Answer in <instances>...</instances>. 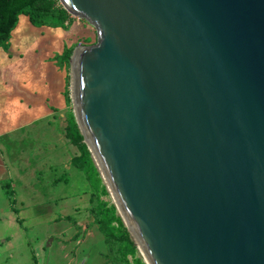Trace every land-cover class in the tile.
<instances>
[{
	"label": "water",
	"instance_id": "water-1",
	"mask_svg": "<svg viewBox=\"0 0 264 264\" xmlns=\"http://www.w3.org/2000/svg\"><path fill=\"white\" fill-rule=\"evenodd\" d=\"M83 142L146 264H264V0H60Z\"/></svg>",
	"mask_w": 264,
	"mask_h": 264
},
{
	"label": "rangeland",
	"instance_id": "rangeland-1",
	"mask_svg": "<svg viewBox=\"0 0 264 264\" xmlns=\"http://www.w3.org/2000/svg\"><path fill=\"white\" fill-rule=\"evenodd\" d=\"M57 5L64 8L60 0ZM69 14L71 26L64 31L66 38L60 54L65 47L75 50L98 40L92 24ZM23 25L21 21L17 32ZM51 43V38L38 43V53H33L36 59L47 53ZM71 71L69 61L62 69L70 99L63 111L64 121L57 116L50 118L52 126L46 120L0 137V264H113L105 236L95 228L88 235L84 227H74L72 223L80 219L81 213L88 218L94 204L105 205L119 236L125 229L128 231L95 163L90 182L75 165L67 168L70 153L62 142L44 143L63 135L68 117L74 115ZM81 222L87 226L86 220ZM75 228L77 240L65 243ZM131 240L134 247L126 254H118L121 264H146L132 237Z\"/></svg>",
	"mask_w": 264,
	"mask_h": 264
},
{
	"label": "crops",
	"instance_id": "crops-1",
	"mask_svg": "<svg viewBox=\"0 0 264 264\" xmlns=\"http://www.w3.org/2000/svg\"><path fill=\"white\" fill-rule=\"evenodd\" d=\"M21 21H24V25L17 32ZM65 30L47 26L35 27L28 16H19L18 24L11 33L10 48H0V137L7 136L13 129H23L46 120L48 125L52 126V120L57 116L62 117L64 121L63 111L69 104L67 85L63 68L58 66L54 58L60 54L61 44L65 42ZM48 38L52 39L51 48H46L47 53L36 59L33 53H38V43ZM44 129L48 130L45 126ZM56 142H62L70 153L67 166L70 169L71 165H75L74 158L79 155L78 148L66 137V130L63 135L58 134L55 140L44 143ZM65 164L67 165V162ZM81 214L79 220L72 222L73 226L84 227L83 231L88 235H92L89 230L93 228L101 232L91 213L88 218ZM83 220L87 221V226L81 222ZM77 237L75 228V231L72 230L67 235L65 243L75 241Z\"/></svg>",
	"mask_w": 264,
	"mask_h": 264
},
{
	"label": "trees",
	"instance_id": "trees-1",
	"mask_svg": "<svg viewBox=\"0 0 264 264\" xmlns=\"http://www.w3.org/2000/svg\"><path fill=\"white\" fill-rule=\"evenodd\" d=\"M57 4L58 0H0V48L2 47L5 50L10 48L11 33L16 28L19 16L22 14L28 16L35 27L47 26L67 29L71 26L70 14ZM73 51V48L65 47L63 53L55 56L54 59L60 68H64L65 64L70 61ZM67 98L70 102L68 95ZM68 122L66 137L80 152L73 162L91 182V171L94 170L91 154L87 145L83 142L84 137L74 115L68 117ZM90 212L94 216V223L99 226L100 231L105 236L107 249L113 264H121L118 254H126L128 249L134 247L128 231L125 229L121 236L116 233L110 222L111 213L105 209V205L98 207L94 204Z\"/></svg>",
	"mask_w": 264,
	"mask_h": 264
},
{
	"label": "bare ground",
	"instance_id": "bare-ground-1",
	"mask_svg": "<svg viewBox=\"0 0 264 264\" xmlns=\"http://www.w3.org/2000/svg\"><path fill=\"white\" fill-rule=\"evenodd\" d=\"M71 73H72V71H71ZM72 93V92H71Z\"/></svg>",
	"mask_w": 264,
	"mask_h": 264
}]
</instances>
